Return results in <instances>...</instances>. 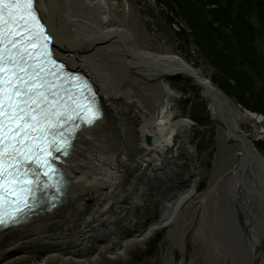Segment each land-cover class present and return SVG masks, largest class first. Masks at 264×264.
I'll list each match as a JSON object with an SVG mask.
<instances>
[{
  "label": "bare ground",
  "instance_id": "1",
  "mask_svg": "<svg viewBox=\"0 0 264 264\" xmlns=\"http://www.w3.org/2000/svg\"><path fill=\"white\" fill-rule=\"evenodd\" d=\"M33 4L51 55L86 77L100 115L74 133L60 164L56 191L42 195L31 215L0 227V264L19 258L34 244L40 243L53 256L61 248H79L92 236L123 252L127 243L145 236L136 225L134 237L121 240L120 222L136 223L139 209L142 216L149 215L150 210L144 212L146 186L153 187L152 201L163 202L156 224L170 221L168 210L174 199H179L173 206L176 210L195 188L180 197L169 192L179 174L176 155L187 123L171 102L175 91L170 75L196 84L218 123V152L207 189L199 198L213 199L216 194L213 202H219L223 212L211 217L198 236L212 247L216 259L223 257L224 264L229 255L236 264H264V158L252 142L264 139V125L251 133L240 126L261 122L262 115L244 113L221 97L210 80L172 47L150 45L148 32L140 28L127 0L120 4L119 0H33ZM110 121L117 124L114 135ZM185 150L190 154V148ZM197 205L190 202L192 213ZM190 224L183 217L174 220L167 235L170 247L183 249ZM147 229L146 235L152 228ZM171 261L177 262L173 254L167 255V264Z\"/></svg>",
  "mask_w": 264,
  "mask_h": 264
},
{
  "label": "rangeland",
  "instance_id": "2",
  "mask_svg": "<svg viewBox=\"0 0 264 264\" xmlns=\"http://www.w3.org/2000/svg\"><path fill=\"white\" fill-rule=\"evenodd\" d=\"M127 1L132 6V14L138 18L140 28L148 32L150 45L154 48L172 47L175 53L210 80L221 97L229 98L244 113L262 115L261 122H241L243 132L251 133L264 125V0H201L204 4L196 0ZM121 2L119 0V4ZM214 11L221 17L223 25L213 21ZM168 80L175 91L171 102L187 119L182 129L183 143L176 155L179 174L169 192L180 197L188 188L195 187L176 210L173 206L179 199H174L168 210L170 221L156 224L163 211V202L152 201L153 187L146 186L144 212L150 210L149 215L144 217L137 209L136 223L120 222L121 240L128 242L133 238L136 225L141 228L140 234L145 233V236L127 243L123 252L107 247L92 236L79 248L73 251L61 248L53 256L47 255L51 252L40 243L34 244L27 247L19 258L15 257L6 264H167L169 254H173L177 261H171V264L181 261L184 264H224L223 257L216 259L212 247H207L198 236V231L211 222V217L223 212L219 209V202H213L216 194L213 199L199 198L207 189L218 152V123L212 116L208 100L196 84L180 75H170ZM239 82L243 93L238 91ZM109 131L114 135L117 124L110 121ZM252 142L264 158V139ZM187 148H190V154L186 153ZM190 202L198 204L194 213L189 209ZM181 217L189 224L191 222L186 229L183 249L170 247L167 237L174 220ZM149 226L152 230L146 235ZM216 247L222 249L220 244ZM225 260V264L237 262L231 255Z\"/></svg>",
  "mask_w": 264,
  "mask_h": 264
},
{
  "label": "trees",
  "instance_id": "3",
  "mask_svg": "<svg viewBox=\"0 0 264 264\" xmlns=\"http://www.w3.org/2000/svg\"><path fill=\"white\" fill-rule=\"evenodd\" d=\"M196 1H200L201 3L204 4V2H202L201 0H196ZM216 12H217V11H214L215 16H214L213 21H215L216 23H218L217 25H223L222 21H220V20H221V17H218V15H216ZM223 71L225 72V70H223ZM228 72H229V71H228ZM227 74H228V73H227ZM238 88H239L238 91L241 92V93H243L244 90H242L243 88H242L240 82L238 83Z\"/></svg>",
  "mask_w": 264,
  "mask_h": 264
},
{
  "label": "water",
  "instance_id": "4",
  "mask_svg": "<svg viewBox=\"0 0 264 264\" xmlns=\"http://www.w3.org/2000/svg\"><path fill=\"white\" fill-rule=\"evenodd\" d=\"M154 168H157V167L154 166Z\"/></svg>",
  "mask_w": 264,
  "mask_h": 264
}]
</instances>
